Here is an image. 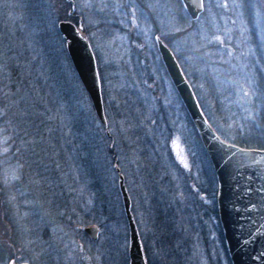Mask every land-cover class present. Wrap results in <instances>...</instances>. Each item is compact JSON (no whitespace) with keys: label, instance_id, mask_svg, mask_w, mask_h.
I'll list each match as a JSON object with an SVG mask.
<instances>
[{"label":"rangeland","instance_id":"rangeland-1","mask_svg":"<svg viewBox=\"0 0 264 264\" xmlns=\"http://www.w3.org/2000/svg\"><path fill=\"white\" fill-rule=\"evenodd\" d=\"M48 1L50 5L55 4L53 0H0V10H4L0 12V20L10 25H28L32 22L27 20L26 9L45 10ZM73 2L74 11L81 18L82 30L95 57L107 130L115 142L118 169L131 202L130 211L141 245L147 251L144 250L148 256L147 259L144 254L145 264H175L172 251L162 259V254H166L168 250L161 254L158 250L159 243L154 240V229L147 222L144 207L146 193L144 185L141 184L142 176L139 175L144 171L141 164L146 155L148 158L157 159V167L160 164L164 173L170 175L173 182L171 197L174 201L178 198L183 207H187L184 225L188 234L191 225L205 231L206 244L199 241L184 244L186 248L189 247L186 251L188 263L182 264H218V250L221 245L216 216L209 213L201 218L200 224H196L193 219L195 215L200 216L201 210L214 207L213 197L199 190L206 183V178L209 180L208 175L205 177L203 173V169L208 173L207 166L198 139L188 126L183 107L158 62L152 35L157 33L166 40L177 55L202 109L218 131L230 137L233 130L241 131L244 126L253 122L260 109L264 108L262 7L256 10L253 5L252 10L248 11L243 8L241 0H202V13L193 25L184 28V32V23L177 20L176 4L173 0H144L138 4L135 0H125L124 4L130 8L120 13L118 26H109L103 17L102 9L107 7L108 0ZM93 5L97 10L96 16L92 11ZM65 8L69 9V5ZM182 14L185 15L184 12ZM55 15L52 11L51 16ZM44 19L45 16L35 21L43 27L46 22ZM32 35L29 33L27 37L31 38ZM27 37L20 34L12 40L21 43ZM80 98L82 106L89 110L88 116L90 113L93 115L84 91ZM160 109L168 112L170 116L169 126L172 132L169 136L165 130L163 136L160 135L163 126L153 116ZM151 118L156 122H151ZM141 128V132L153 134L155 138V143L152 147L148 146L149 150L145 152L144 158L140 155V146L143 145H137V136H133ZM17 153L16 150L12 152ZM18 159L19 161L16 159L7 163L5 173L3 171L9 187L20 175L27 173L29 176L30 173V164ZM88 161L91 163V158ZM181 172L186 174V180L189 179L194 184L192 188L196 191V199L202 205V209L195 215L188 213L193 204L188 195L185 198L182 194L185 181ZM112 178L116 184L115 173ZM34 179L40 180V176L33 173ZM13 190V187L9 190L12 200L16 197ZM158 190L161 189L157 188L154 194ZM28 193V190L23 191L21 203L16 204V207L22 208L19 218L22 220L24 232L20 247L24 253L18 261L28 264L32 260L35 264H127L124 219L114 230L115 240L110 244L105 240L101 227L87 219L92 216L87 209L89 196L86 193L72 194L69 191V202L65 206L68 209L65 210L62 206L59 211V214L66 213L67 222L50 223V237L46 242L38 233L36 237H32V230L45 223L41 219L43 211L40 198H37L39 192L35 198ZM71 215L74 218L72 220ZM84 219L87 221H83ZM191 219L194 222L190 225ZM88 224L98 227L95 239L89 238L81 230L83 225ZM172 246H175L174 242ZM219 255L221 256L220 252ZM222 259V264H228L225 258ZM0 264H7L6 259L0 260Z\"/></svg>","mask_w":264,"mask_h":264},{"label":"trees","instance_id":"trees-1","mask_svg":"<svg viewBox=\"0 0 264 264\" xmlns=\"http://www.w3.org/2000/svg\"><path fill=\"white\" fill-rule=\"evenodd\" d=\"M53 1L55 3L53 5L49 4L50 1L47 2L45 10L27 8V20L32 22L28 25H10L0 20V260L6 259L7 263L17 262L24 253L20 249L24 237L22 220L19 218L22 208L16 207V204L21 203V193L25 190H28L34 198L38 192L40 194L37 198H40L43 211L41 219L45 224L32 230V237L39 234L46 242L50 237L48 229L50 223L67 222L66 213L59 214V211L62 206L65 210L68 209V206H65L69 202L68 196L71 193H86L85 195L89 196L87 209L92 216L87 219L101 227L105 240L110 244L115 240L114 230L124 219L120 197L112 178L115 173L114 167H118L119 164L115 142L112 135L110 138L104 135V128L98 123L94 114L90 113L88 116V108H84L81 104L80 95L83 90L70 66L64 43L55 30L58 20L67 19L65 16L67 4L62 0ZM173 1L176 4L177 20L184 23L182 31L185 32L195 20H190L186 14H182L184 11L179 0ZM2 11L4 10H0ZM52 11L56 13L54 17L51 16ZM40 16H45L46 22L43 23V27L35 21L41 18ZM29 33L33 34L31 38L27 37ZM20 34H25L27 38L21 43L12 40ZM175 57L177 58V55ZM189 84L191 85L190 82ZM196 100L198 102L197 98ZM198 105L206 120L224 140L242 147L264 148V108L260 109L253 122L244 126L241 131L233 130V135L228 137L214 126L200 102ZM153 116L157 117L158 124L163 126L160 135L163 136L165 130L169 136L172 128L169 126L168 112L160 109ZM186 117L188 126L198 139L187 114ZM153 121L156 122L151 118V122ZM140 130L142 128L133 136L134 138L137 136V145H143L140 146V155L144 158L145 152L149 150L148 146L152 147L155 143L153 141L155 138L153 134L147 135ZM198 143L208 171L206 173L203 169V173L205 177L206 175L209 177V180L206 178L204 185L199 186V190L213 197L214 176L199 139ZM8 146L10 147L7 148ZM14 150L18 153L12 154ZM16 157L30 164L29 176L31 172L32 175L30 178L27 173L20 175L9 187L6 185L3 171L5 173L7 163L16 159L19 161ZM89 157L91 163L88 161ZM157 163H159L157 159L148 158L146 155L141 164L144 171L139 174L142 176L141 184L144 185L146 193L144 207L147 222L154 229V240L159 243L158 250L161 254L164 250L169 251L162 254V259L165 258L164 256H169L172 251L175 264L188 263L186 251L189 247L186 248L184 244L193 241L207 243L205 231L191 225L192 222L200 224L201 218L209 213L215 217L216 212L214 207H210L208 210L207 208L201 210L200 216L196 217L195 214L199 213L202 205L196 199V191L192 188L194 184L189 182V179L186 180L184 176L186 174L181 172L185 181L182 194L185 198L188 195L193 204L188 213L195 215L194 221L191 219L189 222L191 229L188 234L184 225L187 207H183L182 201L179 202L178 198L174 201L171 197L173 192L170 193V189L173 182L170 175L164 173V168H161L160 164L157 167ZM33 173L39 175L40 180H33ZM12 187L16 196L14 200L11 199L12 193L9 191ZM157 188L164 193L154 194ZM72 219L74 218L71 215L70 220ZM217 227L221 245L218 250V264H222V258H225L229 264L219 226ZM142 249L144 255L147 252L145 246ZM29 264H35L34 260Z\"/></svg>","mask_w":264,"mask_h":264},{"label":"water","instance_id":"water-1","mask_svg":"<svg viewBox=\"0 0 264 264\" xmlns=\"http://www.w3.org/2000/svg\"><path fill=\"white\" fill-rule=\"evenodd\" d=\"M67 14L74 10L72 1ZM190 20L202 12V0H179ZM56 30L64 43L70 66L85 92L92 113L110 133L104 116L100 82L95 57L82 31L81 20L61 19ZM155 48L167 78L198 136L215 180L216 219L229 264H264V148L242 147L221 138L201 111L195 94L177 60L159 37ZM116 187L126 227L127 264H145L143 249L133 215L130 198L118 167ZM82 231L95 239L98 227L82 226ZM8 264H28L21 261Z\"/></svg>","mask_w":264,"mask_h":264},{"label":"flooded vegetation","instance_id":"flooded-vegetation-1","mask_svg":"<svg viewBox=\"0 0 264 264\" xmlns=\"http://www.w3.org/2000/svg\"><path fill=\"white\" fill-rule=\"evenodd\" d=\"M63 2H65L66 4H68L69 5V8H70V2H69V0H62ZM72 1V4H73V6H74V2H73V0H71ZM135 1H137V4L139 3V2H142V1H144V0H135ZM240 1V0H239ZM124 2H125V0H108V5H107V7H105V8H103L102 9V14H103V17H105V20H106V22H107V24L109 25V26H111V25H116V26H118L119 24H118V21L120 20V13H122V11L123 10H127V8H130V7H127L125 4H124ZM241 2L244 4V7H243V5H242V7L245 9V8H247L248 9V11H250V10H252V6L254 5V6H256V10H259L261 7H262V10H263V12H264V2L262 1V0H257L256 2H254L253 0H241ZM251 8V9H250ZM183 9V8H182ZM69 9H67L66 11H65V16L67 17V19L68 20H71V21H76L78 18L81 20V18H80V16L77 14V13H75V11L73 10L72 11V13L71 14H67V11H68ZM92 11H93V14H95V16L97 15V10H95V5H93V8H92ZM184 11V10H183ZM203 11V10H202ZM186 14V13H185ZM262 15H264V14H262ZM83 31V30H82ZM84 33V32H83ZM159 37L160 39H161V41L170 49V51L172 52V54L174 55V57H175V54H174V52L171 50V48L169 47V45H168V43H166L164 40H163V38L159 35V34H157V33H154L153 35H152V41H153V44H154V48H155V43H154V39H155V37ZM155 52H156V57H157V59H158V62L160 63V65H161V67H162V69H163V72L165 73V71H164V68H163V65H162V63H161V61H160V59H159V56H158V53H157V51H156V48H155ZM175 59L177 60V62H178V65H179V67H180V69L182 70V68H181V65H180V63H179V61H178V59L175 57ZM182 72H183V70H182ZM166 74V73H165ZM166 77H167V75H166ZM168 79V78H167ZM169 81V80H168ZM170 83V82H169ZM176 94V93H175ZM177 96V95H176ZM178 98V97H177ZM212 170V169H211ZM213 173V172H212ZM214 191H213V198H212V201H213V204H214V209H215V180H214V189H213ZM157 195H162L163 193L160 191V190H158L157 191V193H156ZM215 212H216V209H215ZM19 262H21V261H17L16 263H19ZM8 264V263H7Z\"/></svg>","mask_w":264,"mask_h":264}]
</instances>
